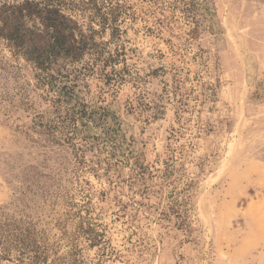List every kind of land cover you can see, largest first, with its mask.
I'll return each mask as SVG.
<instances>
[{
    "label": "rangeland",
    "instance_id": "obj_1",
    "mask_svg": "<svg viewBox=\"0 0 264 264\" xmlns=\"http://www.w3.org/2000/svg\"><path fill=\"white\" fill-rule=\"evenodd\" d=\"M3 3L0 264H264V0Z\"/></svg>",
    "mask_w": 264,
    "mask_h": 264
},
{
    "label": "trees",
    "instance_id": "obj_2",
    "mask_svg": "<svg viewBox=\"0 0 264 264\" xmlns=\"http://www.w3.org/2000/svg\"><path fill=\"white\" fill-rule=\"evenodd\" d=\"M44 5H46V8L48 9V20L51 21V23H54L55 16H56V9L53 5V0H42ZM10 6H6L5 3L0 5V42L4 44V46L10 48V49H17L22 51L25 55H27L33 63L36 65H42V62L44 60V57L50 58L52 55H55L58 51L64 50V51H71V48H65L64 46V40L65 37L63 34H60L59 30L57 29L55 24H51L52 27V40L50 44L48 45V49L44 51H40V49L37 46H33L30 44H27L29 40L27 33L22 32L20 29V24L16 22H11L8 17L6 16L7 8ZM9 20V21H8ZM110 21H115V18L112 17L109 19ZM106 18H103V22L105 23ZM104 25V24H103ZM71 57H75L71 53ZM40 69H42V66H38Z\"/></svg>",
    "mask_w": 264,
    "mask_h": 264
}]
</instances>
